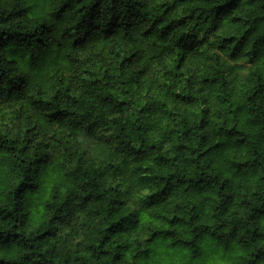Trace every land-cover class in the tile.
Listing matches in <instances>:
<instances>
[{
    "label": "clouds",
    "instance_id": "obj_1",
    "mask_svg": "<svg viewBox=\"0 0 264 264\" xmlns=\"http://www.w3.org/2000/svg\"><path fill=\"white\" fill-rule=\"evenodd\" d=\"M0 264H264V0H0Z\"/></svg>",
    "mask_w": 264,
    "mask_h": 264
}]
</instances>
